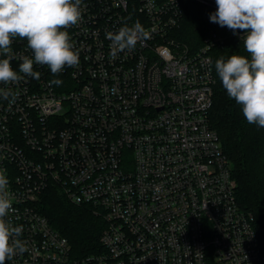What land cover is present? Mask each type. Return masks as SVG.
I'll return each instance as SVG.
<instances>
[{
	"label": "built area",
	"instance_id": "1",
	"mask_svg": "<svg viewBox=\"0 0 264 264\" xmlns=\"http://www.w3.org/2000/svg\"><path fill=\"white\" fill-rule=\"evenodd\" d=\"M82 11L67 29L78 67L53 76L34 65L39 79L0 84L18 93L0 97V169L14 200L7 219L28 248L6 264H264L211 123L212 51L244 33L213 23L202 44L184 42L183 0H82ZM136 21L149 39L113 52L106 34ZM12 49L18 71L31 52L18 38ZM51 186L102 217V252L73 255L39 209Z\"/></svg>",
	"mask_w": 264,
	"mask_h": 264
},
{
	"label": "clouds",
	"instance_id": "2",
	"mask_svg": "<svg viewBox=\"0 0 264 264\" xmlns=\"http://www.w3.org/2000/svg\"><path fill=\"white\" fill-rule=\"evenodd\" d=\"M217 9L210 21L236 33L241 31L244 54L221 56L215 71L229 99L240 107L250 125L264 128V0H215ZM83 17L82 0H0V84L19 83L23 76L39 79L34 65L47 66L53 76L65 68H76L80 55L67 29ZM113 52L132 51L149 33L139 21L106 34ZM26 41L31 55L21 56L18 71L11 60L16 39ZM50 84L60 86L62 80ZM0 97L14 103L18 93L0 88ZM13 195L5 170L0 169V264L28 251L21 239V228L7 219L14 211Z\"/></svg>",
	"mask_w": 264,
	"mask_h": 264
},
{
	"label": "trees",
	"instance_id": "3",
	"mask_svg": "<svg viewBox=\"0 0 264 264\" xmlns=\"http://www.w3.org/2000/svg\"><path fill=\"white\" fill-rule=\"evenodd\" d=\"M183 3L184 18L179 28L181 38L192 45L202 44L214 28L210 21L211 10L194 0H183ZM231 54H247L242 40L230 38L224 46L212 51L217 83L211 123L220 134L224 150L232 162L239 201L254 213V225L264 249V128L248 124L240 107L227 97L222 88L215 61ZM39 209L50 224L68 238L74 256L86 257L104 250L100 236L105 222L89 205H76L59 187L51 186L42 195Z\"/></svg>",
	"mask_w": 264,
	"mask_h": 264
}]
</instances>
